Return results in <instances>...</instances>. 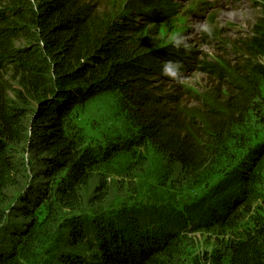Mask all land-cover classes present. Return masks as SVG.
<instances>
[{"label":"trees","instance_id":"1","mask_svg":"<svg viewBox=\"0 0 264 264\" xmlns=\"http://www.w3.org/2000/svg\"><path fill=\"white\" fill-rule=\"evenodd\" d=\"M9 1L16 5L14 11L0 8V65L28 61L29 51L9 49L10 42L18 41L42 47L50 62L21 65L11 75L32 94L34 106L14 104L0 92V264H179L182 237L172 225H158L159 216L134 205V212L126 214L123 209L118 219L108 218L106 210L117 207L113 203L117 194L104 180L91 186L89 171L96 158L78 151L80 144L67 131L68 117L99 95L122 94L139 124L141 145L151 146L168 161L173 186L188 187L208 181V167H221L227 141L246 128L251 115L259 116L264 126V99L254 106V98L259 100L264 90L253 88L251 99L247 86L229 83L223 76L231 75L228 65L222 70L206 68L212 88L196 98L200 108L184 107L185 94L160 97L151 83L158 75H152V62L157 56L170 59L175 50L160 54L135 40L131 34L141 35L144 29L131 17L116 21L107 11L96 17L87 0H33L39 3L37 8L31 0ZM17 12L19 19L26 17L19 26L9 22L10 13ZM254 35L250 46L259 48L262 34ZM246 51L254 55L249 47ZM186 61L178 56L181 65ZM251 62L244 61L251 70L248 74L263 78L264 69ZM174 80L180 83L179 78ZM249 81L246 75L244 82ZM262 144L235 170L245 187L252 186L264 163ZM233 195L232 191L225 195L221 212L211 207L208 220L194 218L196 230L223 232L230 221L249 213L245 208L250 200L239 211L244 194ZM42 206L46 214L40 219L37 212ZM82 210L80 216H93L87 224L78 223L77 212ZM216 252L226 264H264V228Z\"/></svg>","mask_w":264,"mask_h":264},{"label":"rangeland","instance_id":"2","mask_svg":"<svg viewBox=\"0 0 264 264\" xmlns=\"http://www.w3.org/2000/svg\"><path fill=\"white\" fill-rule=\"evenodd\" d=\"M87 4L93 6V15L96 17L98 13L107 11L105 14L112 15L116 21L122 20L121 17L125 15L134 19V25L144 30L141 35L131 36L149 50H157L160 54L175 50V55L170 56V59L163 60L157 56L158 60L152 62V75L158 74L151 80L154 89L160 91L157 96L173 99L181 92L185 94L182 98L184 107L200 108L196 98L204 93L205 88H212L211 73L206 68L222 70L226 65L231 75L223 76H227L229 83L247 86L252 94L251 99L255 96L253 88H259L260 93L264 90V76L257 79L254 74H248L251 70L245 66L247 62L244 64L249 59L251 63H256L254 66L264 69V0H87ZM31 5L37 8L39 3L31 0ZM0 8L7 12L11 9L14 11L16 5L9 0H2ZM17 15L18 12L10 13L9 22L19 26L20 20L26 17L23 14L19 19ZM254 31L262 34V46L259 48L250 46ZM176 40L180 41L179 46ZM248 47L254 53L253 56L247 54ZM9 49L13 52H22L24 49L32 55L27 58L28 61L24 58L19 63L13 61L0 65V92L14 104L34 106L32 94L20 88L17 82L19 77L11 75L21 65L43 60L49 63L50 60L44 49L34 44L10 42ZM182 50L186 54H181ZM260 51L262 54H259ZM178 56L187 59V64L180 69L179 84L163 75L165 63L177 62ZM246 75H249L248 83L244 82ZM258 99L254 98V106L261 105L264 92ZM261 111L264 108L261 107ZM133 115L123 95L114 92L99 95L74 108L67 120V131L80 144L78 151L91 152L96 158L89 171L91 186L97 180H104L117 194L113 200L117 207L106 210L108 218L118 219L117 213L123 209L122 212L126 214L132 213L135 209L131 207L136 205V209L146 214L159 216L161 223L158 225H172L176 233L181 235L184 247L179 264H226L216 251L221 253L232 240L245 239L254 235L258 228H264V163L259 165L261 168L252 186H243L235 172L238 166H242L241 161L263 145V121H260L259 116L251 115L246 128L231 135L223 152L221 167H208V176H202L208 181L203 184L205 179H201L198 185L192 183L185 187L178 184L177 187L171 182L170 177L173 175L167 168L168 161L156 149L139 142V124ZM63 177L64 174L56 177V182ZM231 191L234 195L244 194V202L238 203L239 211L250 200L245 208L249 213L243 212L240 219L227 223L223 232L196 230L193 219L206 216L208 220L213 206L217 207V212L224 210L225 195ZM16 194L14 192L11 195ZM82 213L83 210L78 211L77 216ZM37 214L38 218L43 219L46 207H40ZM84 215V218L82 215L79 217L82 221L78 223L87 224L93 219L92 214ZM66 222L67 219L63 223ZM149 232L153 233L154 230Z\"/></svg>","mask_w":264,"mask_h":264},{"label":"clouds","instance_id":"3","mask_svg":"<svg viewBox=\"0 0 264 264\" xmlns=\"http://www.w3.org/2000/svg\"><path fill=\"white\" fill-rule=\"evenodd\" d=\"M180 41L176 40V45L179 46ZM182 65L179 62H167L163 67V75L176 79L180 75Z\"/></svg>","mask_w":264,"mask_h":264}]
</instances>
